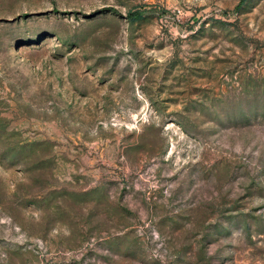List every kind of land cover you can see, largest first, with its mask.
<instances>
[{
    "label": "rangeland",
    "instance_id": "obj_1",
    "mask_svg": "<svg viewBox=\"0 0 264 264\" xmlns=\"http://www.w3.org/2000/svg\"><path fill=\"white\" fill-rule=\"evenodd\" d=\"M0 264H264V0H0Z\"/></svg>",
    "mask_w": 264,
    "mask_h": 264
},
{
    "label": "trees",
    "instance_id": "obj_2",
    "mask_svg": "<svg viewBox=\"0 0 264 264\" xmlns=\"http://www.w3.org/2000/svg\"><path fill=\"white\" fill-rule=\"evenodd\" d=\"M132 15H133V18H138L141 16V14L139 12H134V13H132Z\"/></svg>",
    "mask_w": 264,
    "mask_h": 264
}]
</instances>
